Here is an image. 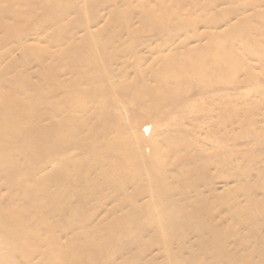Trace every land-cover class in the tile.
I'll return each mask as SVG.
<instances>
[{"label":"rangeland","instance_id":"rangeland-1","mask_svg":"<svg viewBox=\"0 0 264 264\" xmlns=\"http://www.w3.org/2000/svg\"><path fill=\"white\" fill-rule=\"evenodd\" d=\"M263 26L264 0H0V264H264Z\"/></svg>","mask_w":264,"mask_h":264},{"label":"bare ground","instance_id":"bare-ground-1","mask_svg":"<svg viewBox=\"0 0 264 264\" xmlns=\"http://www.w3.org/2000/svg\"><path fill=\"white\" fill-rule=\"evenodd\" d=\"M245 24H246V22H242V23H240L238 26H236V27H233L232 29H230L228 32H229V34L230 35H234L235 33L237 34L238 33V31H239V29L240 28H242V27H244L245 26ZM263 28H264V26H263ZM263 28H260L261 29V31L263 30ZM228 34V33H227ZM224 42H222V47L220 48V49H214V53L215 54H218V55H221V51H224V50H226L225 48V45L223 44ZM216 45H220V43L218 42V43H216ZM232 57H234V59H237V57H235V55L234 56H232ZM216 62H221L220 60H217ZM239 63L237 64V65H235L234 64V60L232 61V62H230L229 64H227V65H224L223 66V73H224V71L225 70H227V71H231V72H235V71H237L238 69H239ZM224 74H226V73H224Z\"/></svg>","mask_w":264,"mask_h":264}]
</instances>
